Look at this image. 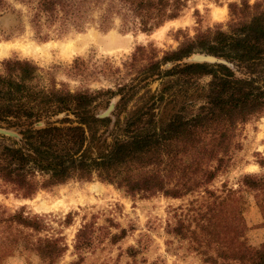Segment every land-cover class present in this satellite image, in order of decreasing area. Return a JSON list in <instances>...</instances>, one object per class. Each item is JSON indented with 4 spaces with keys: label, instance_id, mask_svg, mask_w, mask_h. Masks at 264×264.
Returning a JSON list of instances; mask_svg holds the SVG:
<instances>
[{
    "label": "trees",
    "instance_id": "trees-1",
    "mask_svg": "<svg viewBox=\"0 0 264 264\" xmlns=\"http://www.w3.org/2000/svg\"><path fill=\"white\" fill-rule=\"evenodd\" d=\"M188 1L0 0V15L15 14L20 23L25 20L42 41L50 33L63 36L89 26L107 31L115 21L123 32L150 34L178 18ZM226 7L229 19L224 27H198L191 36L177 30L181 36L176 35L174 49L160 51L148 43L135 46L119 67L103 61L90 74L109 81L107 88L70 90L63 84L57 88L51 75L41 74L31 61L1 60L0 122L29 123L19 132L18 144L0 137L1 193L25 200L69 181L96 180L129 198L190 196L185 206L174 210L172 222L165 224L167 235L185 242L206 263L264 264V243L252 249L239 240L235 203L240 189L224 183L219 190L209 188L238 151L240 126L264 112V0L251 5L247 0L228 2ZM195 56L211 57L214 62L185 61ZM85 64L74 59L68 72L84 81L90 77ZM235 71L245 73V78L236 77ZM201 78L208 81L198 102H182L166 120H155V110L165 96L181 91L185 96ZM133 96H138L140 105L121 122L116 119L119 134L107 150L94 153L99 141L95 129L111 120L92 108L114 97L124 106ZM59 115L58 125L45 122L32 127ZM257 164L262 168L264 158ZM238 185L254 193L264 214V174H241ZM69 218L67 214L62 224L67 225ZM1 220L34 233L49 229L43 218L22 211ZM91 226L85 223L76 231L75 259L67 264H81L82 253L93 246L96 237ZM122 235L123 231L112 235L110 242ZM25 247L41 264H57L67 250L61 236L26 240Z\"/></svg>",
    "mask_w": 264,
    "mask_h": 264
},
{
    "label": "rangeland",
    "instance_id": "rangeland-1",
    "mask_svg": "<svg viewBox=\"0 0 264 264\" xmlns=\"http://www.w3.org/2000/svg\"><path fill=\"white\" fill-rule=\"evenodd\" d=\"M255 1L258 0H247L250 5ZM228 2L238 3L239 0H189L178 18L164 23L150 34L123 32L115 21L113 28L107 31L89 26L81 32L71 31L63 36L50 33L45 41L35 38L25 20L20 23L15 14L4 13L0 15V43L43 45L47 48L45 53L35 56H25L13 49L8 55L0 57V61L29 60L39 68L41 74L51 75L57 88L61 87V84L70 90L107 88L110 86L109 81L101 75L90 74L91 70L99 67L103 61L119 67L135 46L150 43L160 51L174 49L177 45L176 35L181 36L176 34L177 30L191 36L198 27H224L229 19L226 7ZM13 7L16 10L20 6L14 4ZM109 36L126 44L125 47L110 52L103 51L102 44ZM71 43L82 46V50L69 57L63 56L62 47ZM77 58L86 63L85 71L90 74L84 81L68 72L73 60ZM185 61L191 62L193 57ZM234 75L245 78L242 71H235ZM207 81L208 78H201L196 86L188 89L185 96L182 91L165 96L155 110V120L163 122L182 102H198L203 93L202 87ZM155 86L156 83H152L150 88L154 89ZM139 105L138 96L131 97L124 106L119 105L118 97H114L110 100L103 99L92 108L94 113L108 116L111 120L106 127L97 126L95 129L99 141L93 147L94 153L108 149L114 136L119 134L116 119L121 122ZM60 119V115L51 117L47 121L34 123L32 127H42L45 122L58 125ZM28 125L29 123L24 121L13 124L0 122V137L6 143L18 144L19 132ZM238 134V151L233 155L227 170L217 177L209 188L219 190L224 183L232 190L240 189L236 194L235 203L239 208L236 223L240 231L239 240L245 247L256 249L264 243V214L256 204L254 193L238 185V177L241 174H264V166L260 168L257 164L260 158H264V112L240 126ZM92 184H98L101 189L93 190ZM190 199V196L171 199L159 194L148 198H129L112 186L96 180L85 183L69 181L49 190H39L32 198L25 200L0 191V242L4 243L5 248L0 252V264H41L35 253L25 247V242H34L36 238L44 235L63 237L67 250L57 264H67L75 259L72 254L74 235L85 223L92 224L96 241L90 249L82 253L81 264H210L203 261V255L188 250L185 242L179 243L176 238L165 233V224L172 220L174 210L185 206ZM56 201L62 202L59 208L48 211L37 209L42 205L50 206ZM18 211H22L23 215L43 218L49 229L34 233L29 229L10 225V222L9 225L2 222V218L5 219ZM67 214L70 216L69 223L64 225L62 222ZM121 231V238L110 242L111 236H119ZM129 252H134L133 256H130ZM207 254L213 252L209 251ZM232 264L240 263L235 261Z\"/></svg>",
    "mask_w": 264,
    "mask_h": 264
},
{
    "label": "bare ground",
    "instance_id": "bare-ground-1",
    "mask_svg": "<svg viewBox=\"0 0 264 264\" xmlns=\"http://www.w3.org/2000/svg\"><path fill=\"white\" fill-rule=\"evenodd\" d=\"M215 14V13H214ZM177 24V23H176ZM126 44L120 43L117 41V39L113 36H109L106 38V40L102 44V50L103 51H113L115 49L123 48L125 47ZM47 46H40V45H18V44H13V45H7V44H2L0 43V57L6 56L10 53L11 50L16 49L19 51L22 55H28V56H35L39 54H43L46 51ZM82 50V46L78 47L77 44H68L66 46L62 47V54L63 56L69 57L73 53L80 52ZM92 189L95 191H99L101 188L98 184H92ZM62 205L61 201H56L53 202L50 206L47 205H42L39 206L37 209H42L45 211L51 210V209H56L59 208Z\"/></svg>",
    "mask_w": 264,
    "mask_h": 264
},
{
    "label": "water",
    "instance_id": "water-1",
    "mask_svg": "<svg viewBox=\"0 0 264 264\" xmlns=\"http://www.w3.org/2000/svg\"><path fill=\"white\" fill-rule=\"evenodd\" d=\"M193 61L195 62H214V59L207 56H195L193 57Z\"/></svg>",
    "mask_w": 264,
    "mask_h": 264
}]
</instances>
